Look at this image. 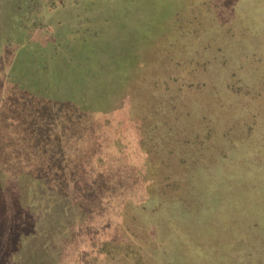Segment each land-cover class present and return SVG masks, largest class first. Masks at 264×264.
I'll return each mask as SVG.
<instances>
[{"label":"rangeland","instance_id":"rangeland-1","mask_svg":"<svg viewBox=\"0 0 264 264\" xmlns=\"http://www.w3.org/2000/svg\"><path fill=\"white\" fill-rule=\"evenodd\" d=\"M45 1L55 9L66 0H34L29 7L37 12ZM154 1L162 7L161 15L152 4L144 10L139 22L147 24L141 29L143 43L131 47L129 62H118L112 71L122 81L90 121L92 145L79 156L78 172V160L70 157L73 149L61 150V142L69 136L63 135L58 123L50 132L41 129L54 120L48 114L54 100L27 89L42 91L36 86L43 79L34 84L30 72L9 69L16 59L28 71L35 63L25 65L24 55L0 58L5 106L13 99L24 103L19 108L23 134L19 148L48 146L51 160H64L72 184L85 188L106 170L110 157L118 156L129 167L131 186L142 185L141 193L124 197L118 210L110 204L115 216L108 220V229L100 231L115 229L116 239L103 241L98 257L89 264H264V0ZM55 11L67 13L64 8ZM73 14L71 10L67 17L74 24ZM78 31L72 29L71 38L61 39L60 52L64 41L72 52L85 49L86 42L75 35ZM77 54L67 60L90 59ZM47 70L41 78L49 75ZM22 76L25 80L18 83ZM81 97L85 105L76 102L78 109L89 106L85 95ZM32 125L39 128L36 138L27 131ZM31 138L37 141L30 144ZM9 160L11 165L0 163L1 249L10 201L3 193L7 188L1 185L3 175L24 168ZM18 178L27 180L22 174ZM13 197L11 217L27 227L33 216L30 222L33 219L36 234L42 233L41 205L28 203L21 191ZM27 230L22 236H29ZM31 249L26 247L24 254ZM5 255L0 264L14 263L13 255Z\"/></svg>","mask_w":264,"mask_h":264},{"label":"trees","instance_id":"trees-1","mask_svg":"<svg viewBox=\"0 0 264 264\" xmlns=\"http://www.w3.org/2000/svg\"><path fill=\"white\" fill-rule=\"evenodd\" d=\"M31 2L34 0H0V58L12 57L14 54L18 57L24 55L25 65L28 61L35 63L27 67L31 70L28 71L23 69L25 66L18 64L19 59H16L13 64L11 61L9 69L30 72L29 77H35V81H32L34 84L43 79V84L36 86L37 89L43 87L42 91L27 89L38 97L42 94L41 97L54 100L53 106L48 110L51 112L48 113L49 115L53 114L54 120H50L52 124L49 123L48 126L47 124L41 126V129L50 132L51 125L58 123L63 135L69 136L64 137V142H61V150L65 152L67 148L73 149L70 157L78 160L76 164V172H78L79 156L83 152H88V147L92 145L88 140L92 135L90 121L95 120L94 115L100 114L99 110L103 102L117 91L116 87L119 86L117 83L122 81L118 75L112 76V71L118 62L121 61L122 65L129 62L131 47L143 43L141 29L147 24L139 22L144 18L146 7L150 9L153 6V11L159 8L160 15L162 7H158L154 0H150L147 4H145L146 0L137 2L135 0H66L55 9L50 8L45 1L41 9L36 12L29 7ZM58 8L66 9L67 13L55 11ZM71 10L74 13L72 19L74 24L71 23V18L67 17ZM136 10L139 11L138 15L133 13ZM5 12L7 17L4 15ZM35 17H38L36 22L32 20ZM72 29L74 31L81 29L75 35L86 42L85 49L80 48V51L72 52V47H67V41H64V48L60 52L61 46L57 47L61 39L64 36L65 39L71 38ZM16 39L19 40L15 42ZM96 42H99V45H96ZM73 54H77L78 58L85 54L90 59L69 62L70 60L67 59ZM111 58L114 61L109 63L108 59ZM45 70L50 72L48 78H41ZM53 74L55 78H50ZM53 79L56 82H53ZM24 80L23 76L17 77L18 83ZM72 85L76 87H73L74 92L71 93ZM39 91L41 93H38ZM82 94L85 95L86 104L89 103V106H84L85 100L81 97ZM76 102L84 104L83 108H76L79 105L75 104ZM7 103L8 99L0 95V159L4 158L0 163L4 167L8 163H13L12 160L6 161L8 158H13L15 165L19 161L24 168L23 172L16 168L14 172L10 174L5 172L6 175H3L6 179L1 185L7 187L3 193L5 197L9 195L10 201L9 206L7 205L9 207L7 222L2 223L5 226L3 228L6 240L3 242L4 248H0V257L4 259L7 257L5 254L9 257L13 255L10 257L13 259L10 260L15 264H89L98 257L103 241L116 239L115 224L111 226L113 232L106 229L100 231L104 227L107 228L108 220L115 216V210L110 211V204L112 206L116 204L118 210L119 203L124 197L137 196V192L141 193L142 185L138 189L131 186L129 167L122 165V160L120 161L118 156H113L107 161L106 170L97 174L96 181L91 187L74 186L69 171L63 166L64 160L62 158L59 162L55 159L51 160L52 152L47 149L48 146L35 143L37 145L35 149L32 145L28 150L19 148L23 139L19 124L21 120L19 108L24 107V103L14 99L12 102L9 101V107L5 106ZM37 129L38 126L32 125L27 131L31 137L36 138ZM32 141L34 143L37 140L31 138L30 144H33ZM67 162L70 163V160L68 159ZM53 166L57 167L55 172L50 170ZM21 174L26 176L27 180L20 182L18 175ZM18 184H21L20 188ZM35 185L38 187L36 188ZM20 191L28 198V203L32 200L41 205L40 212L45 219L42 233L36 234L32 224L33 219L30 222L33 216L28 217L27 227H24L18 218H12L15 212L11 209L16 206V203H13L15 199L13 196ZM52 223L55 224L50 228ZM26 229L29 236H22ZM63 231L68 234L63 236L61 233ZM18 237L24 240L15 242L13 239ZM26 247L32 249L24 254ZM19 248L23 250L20 251Z\"/></svg>","mask_w":264,"mask_h":264}]
</instances>
